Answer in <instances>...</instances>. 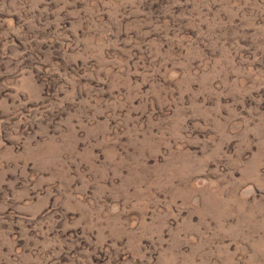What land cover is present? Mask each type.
Masks as SVG:
<instances>
[{
  "label": "rangeland",
  "instance_id": "obj_1",
  "mask_svg": "<svg viewBox=\"0 0 264 264\" xmlns=\"http://www.w3.org/2000/svg\"><path fill=\"white\" fill-rule=\"evenodd\" d=\"M0 264H264V0H0Z\"/></svg>",
  "mask_w": 264,
  "mask_h": 264
}]
</instances>
